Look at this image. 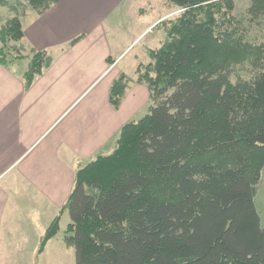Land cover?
I'll list each match as a JSON object with an SVG mask.
<instances>
[{"label":"trees","instance_id":"trees-1","mask_svg":"<svg viewBox=\"0 0 264 264\" xmlns=\"http://www.w3.org/2000/svg\"><path fill=\"white\" fill-rule=\"evenodd\" d=\"M27 1L41 14L60 0ZM169 1L182 13L162 21L166 39L137 69L150 91V112L122 127L110 154L78 167L40 253L68 211L64 240L75 248L76 264H264L256 208L264 169V43L242 37L234 0ZM248 13L264 16V0H251ZM1 33L20 42L21 18ZM49 61L47 51H33L26 89ZM0 63L9 61L0 55ZM242 65L251 67L247 78L235 69ZM128 84L124 73L114 80V107Z\"/></svg>","mask_w":264,"mask_h":264},{"label":"crops","instance_id":"crops-1","mask_svg":"<svg viewBox=\"0 0 264 264\" xmlns=\"http://www.w3.org/2000/svg\"><path fill=\"white\" fill-rule=\"evenodd\" d=\"M154 1L60 0L41 14L21 15L25 56L19 59L45 50L50 61L29 89L28 68L0 63V264H76L61 262L69 246L55 240L59 233L40 253L42 238L67 203L78 167L110 154L122 127L151 99L146 84L117 67L132 44L169 16L141 24ZM123 11L134 17L128 28L116 19ZM117 38L125 42L118 58ZM123 73L129 84L116 108L110 89ZM68 214L61 215L60 230Z\"/></svg>","mask_w":264,"mask_h":264},{"label":"rangeland","instance_id":"rangeland-1","mask_svg":"<svg viewBox=\"0 0 264 264\" xmlns=\"http://www.w3.org/2000/svg\"><path fill=\"white\" fill-rule=\"evenodd\" d=\"M132 1V0H131ZM154 7L148 6L147 11L145 14L141 15V24H151L157 21L158 14H169V16L165 19L171 20L176 19L182 13V9L175 6L174 4L170 3L169 0H155ZM149 5V2L146 3ZM234 10L232 12L233 15L240 21L239 30L242 33V37L247 39L254 44H262L264 43V16H260L257 18H252L249 13L248 9L251 6V0H234ZM34 8L29 4L27 0H0V28H3L7 24V22L15 17L24 15L30 10ZM35 10V9H34ZM128 11H123L122 15L120 12H117L116 19L120 21L122 25L126 22L127 28L133 24V16L131 14H127ZM127 14V15H126ZM117 20V22H118ZM163 21V20H162ZM160 22V26L156 27L152 33H148V35L143 36L139 40H137L132 46L123 54V56L119 60V65L117 68H123L131 79L136 80L138 78L135 68L132 65L136 63V67L138 68L139 65H147L149 64L152 59L150 54L147 52V48L155 47L159 48L162 45V42H159L164 36L163 39L167 37V27ZM237 24V23H236ZM157 25V24H156ZM155 25V26H156ZM126 28V29H127ZM124 29V28H123ZM129 31V29H127ZM134 36H132L133 38ZM118 44L116 45V50L113 52V56L118 58L122 53L119 45H123L125 42H120L119 39ZM126 45V44H125ZM118 47V48H117ZM0 55L5 56L8 61L9 65L14 70H21L27 69L29 66V61L27 59H19L21 58L22 50L19 42H15L9 36L3 37L0 31ZM20 55V56H19ZM261 57H264L260 54ZM25 56V55H23ZM244 56L241 53H237L235 55L236 59L241 58ZM247 65V64H246ZM246 65L236 66V70H238L239 74L245 78L249 77L250 68ZM136 68V69H137ZM239 74H234L233 80H237ZM99 80L98 82H100ZM152 105V100L149 101L141 107L139 113L132 118V120H138L147 115L150 112V106ZM256 208L261 218V225L264 228V169L261 171L260 180L258 183V194L256 196ZM71 222L70 214L66 215L63 218L61 224V230L55 240L61 241L65 236V230L67 229L68 223ZM68 254V255H67ZM67 254L63 261L61 262H76V251L74 247H68Z\"/></svg>","mask_w":264,"mask_h":264}]
</instances>
